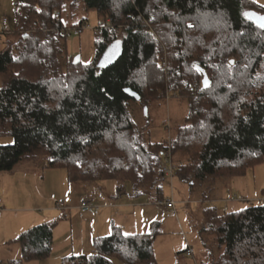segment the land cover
<instances>
[{
	"label": "trees",
	"instance_id": "trees-1",
	"mask_svg": "<svg viewBox=\"0 0 264 264\" xmlns=\"http://www.w3.org/2000/svg\"><path fill=\"white\" fill-rule=\"evenodd\" d=\"M14 7L0 50V137L12 138L0 146V173L36 163L64 169L68 186L114 180L119 195L128 184L129 197L150 194L160 203V163L170 155L185 158L176 160L174 175L192 184L244 177L264 163L261 6L251 0H15ZM78 9L95 12L104 25L95 30L87 64L67 56L62 36L63 16ZM85 27L83 19L69 29L80 34ZM170 92L187 100L186 126L172 140L144 141L133 105ZM229 208L203 210L204 231L221 249L215 264H264V204ZM55 226L43 223L8 241L20 256L0 264L48 259ZM157 235L125 234L111 224L108 235L92 240V254L66 256L61 264H156Z\"/></svg>",
	"mask_w": 264,
	"mask_h": 264
},
{
	"label": "rangeland",
	"instance_id": "rangeland-1",
	"mask_svg": "<svg viewBox=\"0 0 264 264\" xmlns=\"http://www.w3.org/2000/svg\"><path fill=\"white\" fill-rule=\"evenodd\" d=\"M255 4L264 8V0H251ZM15 0H0V21L6 18L8 21L7 30H12L14 21ZM253 14V13H251ZM86 20L88 27L83 28L78 36L67 38L65 41L68 57L79 58L82 63H90L94 57L95 30L103 27V21L99 20L93 11L83 9L76 10L72 15L67 13L63 16L65 26L72 31V25ZM4 29L0 24V50L4 47L8 39L2 33ZM109 58L101 60L103 64L108 63ZM2 78L0 77V87ZM161 97L149 102L146 106L136 103L132 107L134 120L138 126V132L144 141L164 142L175 138L177 131L186 126L185 117L188 112L187 100L173 94H161ZM12 144L11 137H0V146ZM171 155L168 160L173 166L171 176H164L162 195L160 203H155L150 194H145L139 198H131L130 187L125 185L122 195H119V183L114 180L97 183H80L87 191L91 190L93 197L98 202L104 199L108 202L118 204L131 203L135 206L136 215L140 220V228L134 231L138 233H158L153 243V253L156 264H215L221 254V249L212 235L205 232V220L203 210L215 207L220 210L225 204L229 209H242L250 205H257L259 201H264V163L247 171L244 177L233 179H218L212 183L198 182L192 184L191 181L184 180L174 175L177 159L185 161L184 157ZM177 160V161H176ZM162 163H160L161 168ZM24 174V175H23ZM34 177H24L25 175ZM32 178V179H30ZM79 185L68 186L66 172L64 169H46L36 163H19L11 173H0V199L3 206L0 209V260L18 259L20 248L13 243L10 247L3 245L4 231L12 228L13 225L21 226L25 220L35 218L39 220L37 224L28 226L25 230L41 225L43 223H58L55 234L57 247L49 261H31L24 264H61V258L71 255L92 254V240H87L86 244L80 245V228L87 226L81 223L79 214L74 210L77 201L71 200L69 192L78 193ZM70 188V191L68 189ZM80 191V189H79ZM80 191V192H81ZM232 198V200H229ZM233 198H240L234 200ZM77 199V198H76ZM166 201L173 204V208H166ZM60 206L59 210L56 206ZM130 205V204H129ZM62 207V208H61ZM73 217L72 221V245L71 240H64L68 230L64 223L66 218L50 220V209H69ZM100 212V209H99ZM134 214V213H133ZM123 216V215H122ZM47 219L43 220L44 218ZM116 219H121L118 214ZM67 219L66 222H70ZM128 222V221H127ZM36 223V222H35ZM61 223V224H60ZM128 222L124 233H131ZM151 223L157 225L151 228ZM81 226V227H80ZM88 227V226H87ZM24 230V231H25ZM22 233V232H21ZM17 237V236H16ZM10 241V240H9ZM62 241H65L62 243ZM8 242V241H7ZM6 242V243H7ZM191 248L192 256H187L185 250ZM50 258V257H49ZM113 264H122L113 259Z\"/></svg>",
	"mask_w": 264,
	"mask_h": 264
},
{
	"label": "crops",
	"instance_id": "crops-1",
	"mask_svg": "<svg viewBox=\"0 0 264 264\" xmlns=\"http://www.w3.org/2000/svg\"><path fill=\"white\" fill-rule=\"evenodd\" d=\"M113 52L115 53L114 50L113 51L111 50V52H109L108 54L113 55ZM26 176L27 177H34L31 174L25 175L24 177H26ZM30 179H32V178H30ZM80 187H82V191H81V188H78V193L74 194V196L72 195L71 192L68 193V195L71 197V200L77 201V203H75L74 210L79 214L82 225L87 224V226H88V227L85 226L86 228H84V226H82V228H80V230H79V232H80V239H79L80 244L78 246H80V245L84 246L86 244L87 240L91 241L92 239H94L96 237H103V236L108 235L110 232L111 224L119 226L123 231L126 228V224L128 222H131V223H129V224H131L129 226L132 228L131 233H125V234H141V233H138V231H134V230H137L138 228H140V220H139L138 216L136 215V210L134 212L135 206H133L131 203L121 202L122 204H118L114 201L108 202L102 198H100L101 200L98 202L99 198L97 199L96 197H93L91 190L87 191L85 189V186H80ZM79 189L81 192L79 191ZM68 191H70V190L68 189ZM86 198L92 199L94 201V203L96 204V206L100 209V212L97 216L86 217L87 220H85V217L82 216L78 210L79 205ZM1 206H3V202H1V199H0V209H1ZM56 207L59 210L60 206L57 205ZM58 210L50 209V220L51 219H52L51 221L57 220V222H58V221H60L61 217H62V219L66 218L65 221L61 222V223H63V225H64V223L66 224L63 227H66L68 230V234L64 240H66V241L71 240V245H72V221L70 220V218L73 217L71 214V212L73 211V207H70L69 209H63L64 212L61 209L60 212L63 213V216L59 214ZM118 214H121V219H119V221L116 219V217H118ZM47 218L48 217L44 218L41 221H44ZM67 219L70 220L69 223L66 222ZM38 222H40V221L35 220V218H29L28 220H25V222L21 226L16 225V224L13 225L12 228L4 231V239L2 238V242H3L2 244L3 245L6 244L8 247H10L11 244H7L6 243L7 241L14 239L21 232H23L28 226H33V224H37ZM54 223H56V222H54ZM56 225H57V227L59 226L58 223H56ZM56 230H57V228H54V230H53L52 253L50 255V258H48L47 261H49V259L52 258L54 251L56 250V247H57L58 241H56L55 234H54L57 232ZM63 242H65V241H62V243ZM187 249H191V248L187 247ZM187 249L185 250V252L187 251ZM58 258L62 259L63 255L61 257H58Z\"/></svg>",
	"mask_w": 264,
	"mask_h": 264
},
{
	"label": "built area",
	"instance_id": "built-area-1",
	"mask_svg": "<svg viewBox=\"0 0 264 264\" xmlns=\"http://www.w3.org/2000/svg\"><path fill=\"white\" fill-rule=\"evenodd\" d=\"M109 23V21H107ZM1 26L6 29L7 25H8V21L6 18H2V20L0 21ZM79 32L77 30H72V31H64V33L62 34V36H64L65 38H70L73 36H78ZM162 165H161V173L164 176H171L173 173V166H171L172 164L170 163V161L168 160V158L163 159L161 161ZM234 200L240 199V198H233ZM229 200H231L229 198ZM260 204H264V201H259ZM167 208H173V204L169 201H166L164 204ZM223 210H227V204H225L222 208ZM79 213L85 217V220H87L86 217H90V216H97L99 211H98V207L95 205L94 201L90 198H86L84 199L81 204L78 207ZM193 252L191 249H187L186 251V255L187 256H192Z\"/></svg>",
	"mask_w": 264,
	"mask_h": 264
},
{
	"label": "water",
	"instance_id": "water-1",
	"mask_svg": "<svg viewBox=\"0 0 264 264\" xmlns=\"http://www.w3.org/2000/svg\"><path fill=\"white\" fill-rule=\"evenodd\" d=\"M209 85L208 79L205 76V74L203 75V80H202V86L203 87H207Z\"/></svg>",
	"mask_w": 264,
	"mask_h": 264
},
{
	"label": "snow or ice",
	"instance_id": "snow-or-ice-1",
	"mask_svg": "<svg viewBox=\"0 0 264 264\" xmlns=\"http://www.w3.org/2000/svg\"><path fill=\"white\" fill-rule=\"evenodd\" d=\"M262 21H264V17L261 18ZM261 27H264V23H261Z\"/></svg>",
	"mask_w": 264,
	"mask_h": 264
}]
</instances>
